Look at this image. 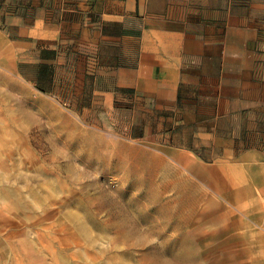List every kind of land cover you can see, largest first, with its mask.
<instances>
[{
	"label": "rangeland",
	"instance_id": "374dc122",
	"mask_svg": "<svg viewBox=\"0 0 264 264\" xmlns=\"http://www.w3.org/2000/svg\"><path fill=\"white\" fill-rule=\"evenodd\" d=\"M40 47L0 70V264H264V197L232 191L258 174L207 188L182 139L145 137Z\"/></svg>",
	"mask_w": 264,
	"mask_h": 264
},
{
	"label": "crops",
	"instance_id": "0c3cea01",
	"mask_svg": "<svg viewBox=\"0 0 264 264\" xmlns=\"http://www.w3.org/2000/svg\"><path fill=\"white\" fill-rule=\"evenodd\" d=\"M40 45L55 56L32 63L62 61L145 137L182 139L170 156L207 188L231 164L259 175L235 203L264 197V0H0L1 72Z\"/></svg>",
	"mask_w": 264,
	"mask_h": 264
}]
</instances>
